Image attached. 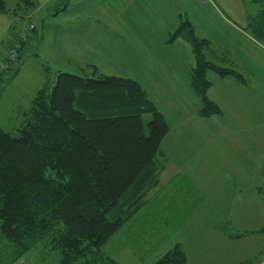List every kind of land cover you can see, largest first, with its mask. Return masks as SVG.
<instances>
[{"label": "trees", "instance_id": "1", "mask_svg": "<svg viewBox=\"0 0 264 264\" xmlns=\"http://www.w3.org/2000/svg\"><path fill=\"white\" fill-rule=\"evenodd\" d=\"M241 1L261 6L248 17V27L264 45V0ZM8 9L0 0V14ZM192 28L189 20L181 21L170 41L183 38L192 47L201 113L218 114L221 109L207 95L206 73H237L208 61L203 48L210 41L198 40ZM93 69L92 77L61 73L52 89H40L18 136L0 127V264H14L43 243L60 252V264H121L104 250L115 237L143 260L197 206L198 190L187 177L161 182V143L169 125L140 83ZM148 113L149 135L142 118ZM181 184L187 191L177 198L183 210L175 211L165 197L163 212L149 211L153 198ZM151 264L188 259L177 245Z\"/></svg>", "mask_w": 264, "mask_h": 264}, {"label": "rangeland", "instance_id": "2", "mask_svg": "<svg viewBox=\"0 0 264 264\" xmlns=\"http://www.w3.org/2000/svg\"><path fill=\"white\" fill-rule=\"evenodd\" d=\"M171 1L166 0V7H133L132 13L128 17V21L130 22L129 27L131 28V25L135 24L136 31H138L154 24L162 26L161 30L164 32L171 25V21L174 19V14L176 13L177 22L179 15L180 22L189 20L193 23L192 29L198 40L206 39L210 41V44L203 48L208 61L215 63L219 67L233 69L237 73V76L234 75L235 78L237 77V80L245 79L248 83L252 81L256 89L260 93H264V45L251 35L248 21L247 23L244 21L245 12L247 18L250 16L254 17L259 13L261 10L259 4L246 2L243 5L239 4V0H181V2L177 1V4L173 5ZM71 2L73 0H51L47 7L43 9L44 14L42 16L31 17L30 15L28 16L29 8L22 0H6L9 12L0 14V127L15 137L19 135L18 128L26 118L25 113L30 112L37 92L42 88L52 89L57 83L59 74L71 73L92 77L95 71L93 67L96 69L100 67L101 69H99L103 72L102 74L105 73L107 75L106 72L112 66L118 68L126 63V57H123L122 48L120 51L114 52L116 42L113 39L107 40L105 37L99 38V46L94 42L93 51L86 48L81 50V47L78 45H72L74 49H68V53L71 50H76L80 51L81 54L73 52L65 56L62 53L65 50V45L52 38V34H56L57 32V25H62L67 20L88 21L89 30H94V37L107 33V30L112 31L111 26L106 25V22L109 21L113 26L115 25V21L107 17V14L103 12V8L100 7H88L87 14L84 15L81 13L83 11L74 12L77 7L71 6L68 9L72 11L70 15L76 13L74 14L75 18L68 17L65 21H62L61 15L63 12L61 11L59 13L60 18L56 20L57 11L62 10ZM122 8L125 7H120L119 10H122ZM13 16H17V19L13 20ZM124 16L126 17L127 14H124ZM113 19H116L115 14ZM28 22L34 24V29L29 31L24 41L22 30ZM74 26L80 28V24H74ZM120 30L124 32L122 29ZM124 34L126 33L124 32ZM118 38L122 45L129 44L123 36H119ZM170 39L171 36L169 37V41ZM105 42V49L102 51L101 47ZM22 43H27L26 49L24 48L25 45L22 46ZM42 45L51 48L52 52H56L53 54V59L48 58L41 52L40 48ZM14 52L17 53L16 59H12L10 56ZM83 59L93 65L87 66L86 63L82 65L80 61ZM233 59L235 63L227 65L228 61ZM195 62L194 57L192 68H194ZM251 69H257L258 76L250 75L248 71ZM120 70L123 69L120 68ZM209 73H212L213 76L209 75ZM206 75L209 78L207 79L208 81L210 80L211 82L212 79L215 82L216 87H212V89L219 91L220 79H223L222 75L214 70H208ZM119 77L123 78L124 76ZM124 78L133 79L129 77ZM226 89L227 86L223 83L220 86V93L226 92ZM152 94L158 98H156V102H158L161 108L154 103L158 107V110L166 116V120H168L172 129V132L169 130L170 134L167 138L169 139L172 134L176 133L178 127L175 119L171 117V108L162 101L167 94L161 90H157ZM215 98L218 100V96ZM203 106L204 104L202 108ZM218 106L221 109V113H219L221 115L226 109L222 105ZM246 108L254 109L256 113L259 110L260 117L264 118V100L252 103L245 100L241 105L238 103V107L235 110H226L228 114L227 120L222 121L221 118H215L216 116L212 115L211 119L202 122L199 128L194 131L196 135L190 143L187 140H183L182 144L180 142L175 146L189 150L191 153L189 156H183L182 159L177 160V164L183 169V174L190 176V178L187 177L191 180L190 183L193 186L202 190L199 185L205 188L204 185L207 186L209 184L210 186L214 182L230 179L226 173L228 169H231V166L227 162H223V160L229 157L227 156L228 152L237 158L243 155V147L240 144L241 140L235 139L242 133L240 115L248 112ZM142 118L145 133L149 135L148 122L152 119V114H144ZM226 130L229 132V138L225 137L227 135L225 133ZM166 145L162 144L163 150L166 149ZM185 147H188V149ZM214 156L217 163L209 161ZM166 177L167 175H164V178ZM186 192L182 184L176 186L174 191L166 195V190H164L162 194L151 200L149 211L163 212L162 203L163 198L166 197L170 199L169 203H171V206H174L175 211L180 212L183 210V206L178 203L179 199L177 198L180 197L182 199V194ZM205 197L207 198V196ZM198 205L196 206L197 208L200 206ZM199 210L201 213L206 211V200H204ZM172 242H175L174 239ZM172 242H168L159 255L148 262V264L155 262L158 257H161L163 253L170 249ZM104 250L113 258L119 260L121 264H129L127 260H130L131 257V264H135L136 257H139L136 249L122 248L117 242V237L112 238L110 244ZM60 260V252L52 249L51 245H44L43 243L14 264H60Z\"/></svg>", "mask_w": 264, "mask_h": 264}, {"label": "crops", "instance_id": "3", "mask_svg": "<svg viewBox=\"0 0 264 264\" xmlns=\"http://www.w3.org/2000/svg\"><path fill=\"white\" fill-rule=\"evenodd\" d=\"M32 1L35 6L29 7L28 16L38 17V15L42 16L44 14L43 9L47 7L51 0ZM177 1L181 2V0H172L171 2L176 5ZM239 4H243L241 0H239ZM71 6L77 7L74 12L83 11L81 13L84 15L87 14L88 7L103 8V12L107 14V17L115 21L114 26L109 21L105 23L111 26L112 31L107 30V33L94 37V30H89L88 21H65L66 18H72L76 14L70 15L72 11L68 7ZM120 7L125 8L119 10ZM133 7H166V0H140L139 2L138 0H73L65 8L57 11L56 20L60 18L59 13L62 11L61 20L65 22L56 26L57 32L52 34V38L65 45V50L62 52L65 56L73 52L81 54L80 51L76 50H71L68 53V49H71L72 45H78L81 50L86 48L93 51L94 42L99 46V38L113 39L116 42L114 52L120 51L122 48L126 63L118 68L112 66L106 74L135 79L159 108L161 107L156 102L157 97L152 93L157 90L166 92L167 96L162 101L171 108V117L175 119L178 129L175 130L176 133L167 139L170 131L172 132L167 120L170 131L161 143L162 160L165 165L160 179L163 183L168 182L178 174L190 178L188 174L186 176L182 173L183 169L178 166L177 160L182 159L183 156H189L191 153L189 150L175 146L180 142L182 144L183 140L190 143L196 135L194 131L199 128L202 122L211 119L212 116H205L201 113L203 101L194 85L193 50L183 38L169 41V37L172 36L181 23L179 15L177 22V15L174 14L171 25L164 32L161 30L162 26L154 24L136 31L135 24L131 25V29L128 21ZM114 14L116 19H113ZM124 14H127V16L125 17ZM13 17V20L17 19V16ZM244 21L245 23L248 21L246 12ZM234 23L238 25L236 22ZM74 24H80V28L74 26ZM119 36L126 38V42L129 44L122 45ZM105 45L106 42L101 47L102 51H104ZM26 46L27 43L25 49ZM40 49L48 58H52L53 54L56 53L52 52L51 48L43 45ZM229 51L232 52L230 49ZM233 62L235 63L234 59L228 61L227 65ZM80 63L82 65L86 63L87 66L93 65L84 61V59ZM120 68L123 70H120ZM248 72L252 76H258L257 69H251ZM209 75L213 76L212 73H209ZM233 76L234 74L221 76L223 79H220L219 91L212 89L216 85L210 78L211 85L207 95L209 94L208 97L210 96L215 104L222 105L226 110H235L238 103L241 105L245 100L249 103L264 100V93H260L252 81L248 83L245 79L240 80L238 78L239 80H237V77ZM206 77L209 79L207 75ZM223 83L226 84L227 89L226 92L220 93V86ZM217 96L218 100L215 98ZM246 109L248 112L240 115L242 133L235 139L241 140L243 155L237 158L228 152L227 156L229 157L223 160L233 169H228L226 173L230 179L214 182L210 186L209 184L204 185L205 188L199 185L202 190L195 186L200 196L197 205L201 206L206 200V211L201 213L198 205L199 207H196L173 235L161 245L157 253L143 260L136 257L135 264H148L173 239L175 242L171 243L170 249L162 256L175 246L180 245L186 252L188 264H264V118L260 117L259 110L256 113L254 109ZM226 110L221 115L218 113L213 114V116L225 121L228 119ZM225 133L227 134L225 137L229 138L228 130ZM162 144H167L165 150L162 149ZM185 148L188 149V147ZM215 156L209 161L217 163ZM164 175H167V177L164 178ZM161 257H158L155 261ZM131 259L127 260L129 264H131Z\"/></svg>", "mask_w": 264, "mask_h": 264}, {"label": "built area", "instance_id": "4", "mask_svg": "<svg viewBox=\"0 0 264 264\" xmlns=\"http://www.w3.org/2000/svg\"><path fill=\"white\" fill-rule=\"evenodd\" d=\"M32 29H34V24L31 22L26 23L25 27L22 30V38L24 39L28 35L29 31H31ZM10 56L12 59H16L17 53L14 52Z\"/></svg>", "mask_w": 264, "mask_h": 264}]
</instances>
